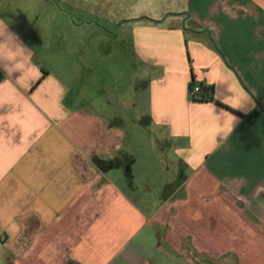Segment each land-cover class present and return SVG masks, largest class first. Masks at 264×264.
<instances>
[{
	"label": "crops",
	"instance_id": "1",
	"mask_svg": "<svg viewBox=\"0 0 264 264\" xmlns=\"http://www.w3.org/2000/svg\"><path fill=\"white\" fill-rule=\"evenodd\" d=\"M59 1L0 0L36 65L0 70V264H264V0H152L116 30L134 70L96 100L95 51L47 46Z\"/></svg>",
	"mask_w": 264,
	"mask_h": 264
},
{
	"label": "rangeland",
	"instance_id": "2",
	"mask_svg": "<svg viewBox=\"0 0 264 264\" xmlns=\"http://www.w3.org/2000/svg\"><path fill=\"white\" fill-rule=\"evenodd\" d=\"M59 1V0H58ZM107 0H73L72 4L65 3V0H60V4L64 17L67 19V24H63L62 29V39L57 40L54 45V39L48 38L47 46L51 45L53 48L59 47L65 51H70L71 49L81 48H91L95 51V56L89 57L92 58V65L94 69L91 72L92 79L89 80L88 84H85L88 88L84 93L93 97V99H101L103 95L108 93V86L110 84H117L127 75H131L133 69V57L130 55V40L128 38V33L125 34V31L120 30L116 33L117 29H121L123 26V20L126 18H132L134 16H142L143 14L153 13L154 6L150 5L152 0H144V6L146 11L143 14L133 15L130 12L131 7H123L124 3L132 2V0H122L123 3L119 4V0H112L110 3H106ZM127 1V2H126ZM63 2V3H62ZM77 3V4H76ZM155 14V13H154ZM153 15V14H152ZM148 16V15H146ZM154 16V15H153ZM70 22V24H69ZM78 23V31L76 30L65 32L67 27H71L72 23ZM103 28H110L111 40L101 39L100 33L103 31ZM77 29V28H76ZM115 32V33H114ZM77 34V39L75 35ZM73 34V35H72ZM112 51V55L109 57L107 54L108 50ZM98 53H104L103 55H98ZM77 55V54H76ZM74 57L79 59L80 57ZM45 58L54 63V57L52 55H47ZM81 59V58H80ZM61 64L59 65L63 69H67V57H62ZM176 208L168 209L166 215L162 218L163 223L166 224H183V218L180 215H176ZM168 234V233H167ZM170 235L180 236L181 231H172ZM194 255H198L197 249H190ZM257 257L264 256L263 248L255 249ZM200 262L203 264H236L231 261L230 258H224L222 263L215 262L208 258H202L200 256Z\"/></svg>",
	"mask_w": 264,
	"mask_h": 264
},
{
	"label": "clouds",
	"instance_id": "3",
	"mask_svg": "<svg viewBox=\"0 0 264 264\" xmlns=\"http://www.w3.org/2000/svg\"><path fill=\"white\" fill-rule=\"evenodd\" d=\"M145 11L144 0H136L130 9L133 15L143 14ZM12 23L8 19H0V70L5 73L7 79L18 80L26 78L36 67L33 63L35 53L24 44L19 34L11 29ZM248 106V110L254 108V101H249Z\"/></svg>",
	"mask_w": 264,
	"mask_h": 264
},
{
	"label": "trees",
	"instance_id": "4",
	"mask_svg": "<svg viewBox=\"0 0 264 264\" xmlns=\"http://www.w3.org/2000/svg\"><path fill=\"white\" fill-rule=\"evenodd\" d=\"M197 83L192 81L190 83V90ZM200 90L199 92L192 95V99L194 102H213L214 101V87L206 86L204 84H199ZM191 94V93H190Z\"/></svg>",
	"mask_w": 264,
	"mask_h": 264
},
{
	"label": "built area",
	"instance_id": "5",
	"mask_svg": "<svg viewBox=\"0 0 264 264\" xmlns=\"http://www.w3.org/2000/svg\"><path fill=\"white\" fill-rule=\"evenodd\" d=\"M200 87L198 84L194 85L192 89L190 90L191 95H194L195 93L199 92Z\"/></svg>",
	"mask_w": 264,
	"mask_h": 264
}]
</instances>
